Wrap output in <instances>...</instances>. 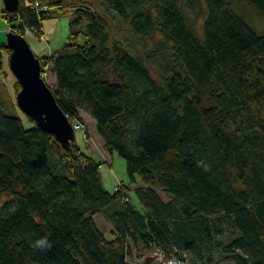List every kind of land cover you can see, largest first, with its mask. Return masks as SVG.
Here are the masks:
<instances>
[{"label":"trees","instance_id":"16d2710c","mask_svg":"<svg viewBox=\"0 0 264 264\" xmlns=\"http://www.w3.org/2000/svg\"><path fill=\"white\" fill-rule=\"evenodd\" d=\"M103 1L134 37H118L87 0H41L39 11L20 0L12 12L2 2L0 18L40 35L45 20L71 14L66 43L37 55L42 71L68 118L86 110L104 150L140 176L142 209L129 186L104 187L103 162L76 138L66 147L0 103V194L11 196L0 205V264H141L156 252L264 264V31L239 12L248 4L264 20V0ZM10 53L0 41V71Z\"/></svg>","mask_w":264,"mask_h":264},{"label":"rangeland","instance_id":"374dc122","mask_svg":"<svg viewBox=\"0 0 264 264\" xmlns=\"http://www.w3.org/2000/svg\"><path fill=\"white\" fill-rule=\"evenodd\" d=\"M94 4V8L105 14L112 19L114 23L115 30H119V36L123 39H129L134 37L131 32L126 28V21L120 16H114L113 12L109 10L103 0H87ZM2 3V0L1 2ZM242 11H239L245 20L254 26L258 31H264V20L258 15V13L248 4H242ZM72 16L70 13L65 14L60 18H51L43 22L42 31L40 32V37L32 30H27L25 37L28 39L34 38L39 43H45V52L48 53L51 50H57L61 48L68 40ZM85 21H80L77 28L83 30L85 27ZM121 26V27H118ZM11 29V24L4 18H0V41L4 42L7 39V34ZM48 39V40H47ZM86 39L83 33H80L77 40L82 44ZM29 42V41H28ZM4 68L0 71V103L2 105V110L5 114L14 116H23V112L18 107L16 101V89L15 81L16 78L12 73L9 66V54H4ZM45 80L53 85L55 82V77L51 69L47 68V74ZM81 123L85 126V130H76V141L78 145L86 153L93 155L98 161L103 162L101 166L102 178L104 187L113 192L118 183L129 186V195L133 205L141 210L142 206L138 199L136 188L141 186V178L139 175L135 174L134 180L127 171V163L124 157H122L118 152L109 153L104 150V141L96 129L95 119L86 111H80ZM26 124H29L26 122ZM87 131L88 135L85 134ZM164 200H167L166 195L163 192H159ZM11 196L9 194H0V205L5 201H9ZM94 219L98 227L107 234L108 237H113V224L104 218L101 214H96ZM157 253V252H156ZM155 253V254H156ZM165 260L164 258H162ZM162 260V261H163ZM165 263V262H164Z\"/></svg>","mask_w":264,"mask_h":264},{"label":"water","instance_id":"95a60500","mask_svg":"<svg viewBox=\"0 0 264 264\" xmlns=\"http://www.w3.org/2000/svg\"><path fill=\"white\" fill-rule=\"evenodd\" d=\"M7 11H17L20 0H2ZM11 49L9 66L20 84L16 101L20 110L38 126L54 134L66 147L76 138L72 121L65 114L52 89L42 77L40 58L25 35L10 30L6 39ZM159 255V254H158ZM157 253L147 255L141 264H166ZM170 264H175L171 262Z\"/></svg>","mask_w":264,"mask_h":264},{"label":"built area","instance_id":"2783aa9c","mask_svg":"<svg viewBox=\"0 0 264 264\" xmlns=\"http://www.w3.org/2000/svg\"><path fill=\"white\" fill-rule=\"evenodd\" d=\"M34 7L39 11V9H46L47 5L42 4L41 0H34ZM47 68L46 67L43 72H42V77L45 79V76L47 74ZM73 125H74V129L75 130H81L82 128L85 130V126H83V124L81 122L78 121H73ZM159 258L161 260H163V255L162 253H159ZM189 260V254L187 252H183L181 255H174L172 257H169L165 260H163V262L170 264L171 262H174L175 264H188Z\"/></svg>","mask_w":264,"mask_h":264},{"label":"crops","instance_id":"0c3cea01","mask_svg":"<svg viewBox=\"0 0 264 264\" xmlns=\"http://www.w3.org/2000/svg\"><path fill=\"white\" fill-rule=\"evenodd\" d=\"M32 47V49L34 50V52L38 55V56H42V55H45V54H50L52 51L54 50H51L50 49V52L46 53L45 52V43H39L37 42L33 37L32 38H28L27 39ZM48 40V39H47Z\"/></svg>","mask_w":264,"mask_h":264},{"label":"clouds","instance_id":"9594fccd","mask_svg":"<svg viewBox=\"0 0 264 264\" xmlns=\"http://www.w3.org/2000/svg\"><path fill=\"white\" fill-rule=\"evenodd\" d=\"M46 243L44 239L37 241V246H43Z\"/></svg>","mask_w":264,"mask_h":264},{"label":"bare ground","instance_id":"6f19581e","mask_svg":"<svg viewBox=\"0 0 264 264\" xmlns=\"http://www.w3.org/2000/svg\"><path fill=\"white\" fill-rule=\"evenodd\" d=\"M76 131V130H75ZM87 131H85V133H86Z\"/></svg>","mask_w":264,"mask_h":264}]
</instances>
